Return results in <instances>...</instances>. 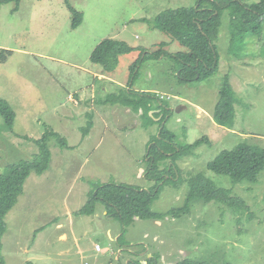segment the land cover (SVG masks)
<instances>
[{
    "label": "rangeland",
    "instance_id": "obj_1",
    "mask_svg": "<svg viewBox=\"0 0 264 264\" xmlns=\"http://www.w3.org/2000/svg\"><path fill=\"white\" fill-rule=\"evenodd\" d=\"M199 1L70 0L84 14L76 30L64 0L0 3V99L16 114L12 128L0 115V176L38 155L33 140L47 131L58 133L67 145L63 148L57 138H50L49 169L30 175L6 215L3 264H128L132 259L148 264L152 257L158 264L184 259L264 264V171L256 183L235 185L229 176L207 169L222 151L239 144L264 148V34L261 39L235 36L226 9L215 41L218 72L183 82L175 56L188 50L145 22L169 9L195 7ZM105 39L145 51L122 55L116 71L106 73L91 61ZM158 50L159 58L144 61V55ZM226 80L236 101L233 129L213 119ZM130 90L153 96L154 109L148 115L121 104L122 91ZM150 118L154 124L146 127ZM163 126L172 134L167 143L175 148L202 138L209 142L177 160L178 181L161 189L153 212L184 208L189 181L200 173L230 189L248 209L237 212L215 201L193 200L178 216L136 219L129 226L107 216L101 203L94 214L77 215L95 184L153 187L155 182L147 178L148 154L156 143L166 148V142L156 140ZM171 164L168 159L161 169Z\"/></svg>",
    "mask_w": 264,
    "mask_h": 264
},
{
    "label": "trees",
    "instance_id": "obj_2",
    "mask_svg": "<svg viewBox=\"0 0 264 264\" xmlns=\"http://www.w3.org/2000/svg\"><path fill=\"white\" fill-rule=\"evenodd\" d=\"M21 1L0 0V3L19 5ZM64 1L72 14L71 27L76 30L83 23L84 14L77 11L70 0ZM226 9L231 12V26H233L235 36L250 35L261 39L264 34V0H259L255 4H246L240 0H200L195 7L169 9L160 13L152 21L145 20L153 28L168 35L173 42L188 50V53H177L175 56L181 65L179 74L181 81L190 82L196 79H206L218 72L219 54L215 41L219 36L222 15ZM165 46L166 44L160 45L161 48ZM135 51H142L143 53L145 50L131 47L124 41L105 39L93 51L91 61L102 66L106 73H113L119 65L120 57ZM2 52L12 54L11 51ZM161 54L162 50L151 55L147 53L144 55V61L150 57L159 58ZM139 63L140 60L134 64L133 73L138 69ZM135 75H138V72ZM134 95L135 98H133ZM219 95L220 98L215 107L213 119L219 126L233 129L236 117L234 107L236 101L228 80L223 84ZM152 97L148 93H132L130 90L129 93L122 91L119 101L125 106L132 107L136 113L142 109L143 113L148 115L154 109L151 104ZM107 102L109 101L107 100ZM157 108L159 109V107ZM0 115L4 118L6 125L12 128L16 119L15 111L8 102L5 103V100L2 99H0ZM152 118H156V116L154 115ZM152 118H150V123L145 125L146 127L154 124ZM164 121L165 116L160 119L159 124L161 125ZM89 124L91 127L93 126L92 123ZM51 137L57 138L61 147H67L65 140L58 133L47 131L41 139L33 140L39 148L38 155L30 161L11 166L5 174L0 176V252L2 249L1 238L6 231L5 217L22 195L26 180L32 173L42 175L49 169L52 153L48 141ZM171 139L172 134L163 126L160 129L159 139L156 138V140L162 143L166 142V148H162L158 143L150 148L147 178L155 182L153 187L145 190L127 184H95L89 193L86 204L76 214L92 215L96 211V206L101 203L107 212V216L116 218L123 225L129 226L136 219L156 221L164 218V216H178L180 212L189 210L190 202L193 200H202L206 203L215 201L229 206L237 212L248 209L244 200L232 196L230 189L218 187L212 180L200 173L189 181V191L184 208L170 210L166 214L153 212L152 204L161 189L167 184L178 181L177 160L188 155L192 149L201 146L203 142H209L207 138H202L184 149H179L167 143L166 140ZM168 159L172 162L171 166L167 165L161 169V164ZM207 169L218 175L229 176L235 185L245 182L256 183L260 173L264 171V148L239 144L232 150L222 151L213 161L208 163ZM147 262L148 264H158L155 257L147 259ZM0 264H3L1 258ZM128 264L143 263L132 259ZM178 264L218 263L184 259Z\"/></svg>",
    "mask_w": 264,
    "mask_h": 264
},
{
    "label": "crops",
    "instance_id": "obj_3",
    "mask_svg": "<svg viewBox=\"0 0 264 264\" xmlns=\"http://www.w3.org/2000/svg\"><path fill=\"white\" fill-rule=\"evenodd\" d=\"M142 92V91H141ZM104 214H106V212H104ZM132 253V252H131Z\"/></svg>",
    "mask_w": 264,
    "mask_h": 264
}]
</instances>
